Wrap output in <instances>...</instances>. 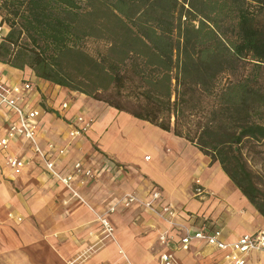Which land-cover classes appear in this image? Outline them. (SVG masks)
<instances>
[{
  "label": "trees",
  "instance_id": "16d2710c",
  "mask_svg": "<svg viewBox=\"0 0 264 264\" xmlns=\"http://www.w3.org/2000/svg\"><path fill=\"white\" fill-rule=\"evenodd\" d=\"M0 63L193 145L264 219V0H0Z\"/></svg>",
  "mask_w": 264,
  "mask_h": 264
},
{
  "label": "crops",
  "instance_id": "0c3cea01",
  "mask_svg": "<svg viewBox=\"0 0 264 264\" xmlns=\"http://www.w3.org/2000/svg\"><path fill=\"white\" fill-rule=\"evenodd\" d=\"M0 72L3 81L33 82L31 103L39 111V140L65 148V154L56 158L57 169L68 172L75 162H81L96 172L94 179L76 186L82 198L79 201L46 172L28 145L12 141L7 153L0 152V264H157L162 252L157 235L166 228L159 217L136 205H119L109 216L114 241L98 242L99 226L90 210L102 214L107 203L125 194L147 198L153 187L165 203L178 210V225L191 232L206 220L222 224L225 242L264 231V219L219 164L211 163L187 141L81 93L36 78L28 68L0 63ZM63 102H69L68 109L61 110ZM77 115L93 118L94 123L84 137L71 141L67 123ZM10 120L16 117L10 116ZM6 126L3 109L0 133ZM143 130L154 135L155 142L142 137ZM164 141L170 142L171 148H164ZM8 155L25 163L20 175L11 174L5 166ZM10 213L21 222L9 219ZM193 213H198L197 217L190 221ZM175 232L177 237L184 235L182 228ZM224 254L197 241L187 250L174 252L179 264H230ZM262 261L264 253L259 252L245 258L246 264Z\"/></svg>",
  "mask_w": 264,
  "mask_h": 264
},
{
  "label": "built area",
  "instance_id": "2783aa9c",
  "mask_svg": "<svg viewBox=\"0 0 264 264\" xmlns=\"http://www.w3.org/2000/svg\"><path fill=\"white\" fill-rule=\"evenodd\" d=\"M5 26H0V40L4 33ZM0 72V111L5 109L7 126L4 133H0V152L7 153L9 144L12 141H19L29 146L32 152L37 155L42 162L46 172L59 184H61L72 197L82 201L76 191V186L83 185L92 180L96 172L88 167H84L81 162H75L68 172L57 169L56 158L65 154V148L58 147L54 142L42 144L39 140L40 123L38 122L39 111L32 106L31 99L35 92L33 82L25 79L19 83L2 80ZM69 102L60 104L61 110H66ZM10 116H15L16 120H10ZM9 118V119H8ZM94 123L93 118L77 115L68 120L67 136L69 140L80 139L87 134ZM5 166L11 174L20 175L25 167V163L18 157L8 155L5 157ZM198 183V182H196ZM121 205L125 208L136 205L159 217L166 225L165 230L157 235V241L162 247V252L158 256L157 264H179L174 256L176 249L187 250L193 241L202 242L218 251L224 252V259L230 264H246L245 258L251 252L264 253V231L251 234H244L235 241L225 242L222 239L221 228L213 222L207 220L201 224L196 232L183 228L176 222L178 210L172 205L165 203L163 195L154 187L148 192V197L143 198L134 194H125L120 199H113L107 203L102 214L90 210L95 216L99 226V236L104 240L114 241V228L109 220L116 208ZM8 218L16 223L21 222L20 217L8 214ZM190 221L195 217L189 216ZM178 228L184 230V235L177 237Z\"/></svg>",
  "mask_w": 264,
  "mask_h": 264
},
{
  "label": "rangeland",
  "instance_id": "374dc122",
  "mask_svg": "<svg viewBox=\"0 0 264 264\" xmlns=\"http://www.w3.org/2000/svg\"><path fill=\"white\" fill-rule=\"evenodd\" d=\"M142 137H145V138H147V140L149 141V142H152V141H154L155 142V136L154 135H152V134H149V133H147V131H144L143 130V133H142ZM159 142L161 143V141H160V139H158V143L157 144H159ZM164 148H167V147H170L171 148V146H168V145H172L170 142H167V141H164ZM148 149V148H147ZM134 152L136 153L137 151H135L134 150ZM147 152H148V154H151L152 153V150H147ZM153 161H150L149 163L150 164H153L152 163ZM197 214L198 213H193V214H191V216H195V217H197ZM210 222H212V220L210 221ZM216 226H218V227H220L221 228V226H222V224L221 223H219V222H213ZM252 228H254L253 226H252ZM259 264H264V261H262L261 263H259Z\"/></svg>",
  "mask_w": 264,
  "mask_h": 264
}]
</instances>
